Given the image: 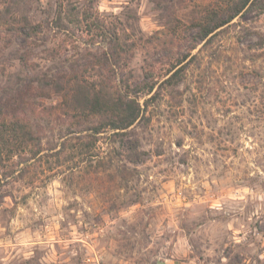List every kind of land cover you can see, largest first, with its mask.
<instances>
[{
  "label": "rangeland",
  "instance_id": "1",
  "mask_svg": "<svg viewBox=\"0 0 264 264\" xmlns=\"http://www.w3.org/2000/svg\"><path fill=\"white\" fill-rule=\"evenodd\" d=\"M53 4L11 7L10 20L37 21ZM184 6L171 8L184 17ZM95 8L133 29L129 81L150 68L160 82L183 58L180 80L159 89L123 142L71 124L60 96L38 91L29 118L41 155L0 169V264H264V12L241 13L191 49L151 0ZM76 28L64 44L0 26V95L29 76L84 67L101 44Z\"/></svg>",
  "mask_w": 264,
  "mask_h": 264
},
{
  "label": "trees",
  "instance_id": "2",
  "mask_svg": "<svg viewBox=\"0 0 264 264\" xmlns=\"http://www.w3.org/2000/svg\"><path fill=\"white\" fill-rule=\"evenodd\" d=\"M32 1L40 0H4L0 8V26L25 41L52 35L68 44L76 41V27L84 25L86 28L81 29L80 34L90 35L101 47L83 59L81 65L84 67H73L62 74L43 72L3 89L5 92L0 95V169L6 162H16L17 157L32 160L41 155L40 136L29 118L38 109L40 89L47 87L48 91L60 96L59 104L67 108L65 113L71 124L82 125L83 130L91 129L93 134L109 130L123 142L138 122L148 119L147 106L159 95V89L176 84L184 68L183 58H177L160 82L150 68L144 69L139 80L129 81L125 69L136 44L133 29L127 30L118 18L108 20L99 14L95 8L97 0H84L77 11L76 4L71 1L53 0L52 12L37 21L25 13L10 20L11 7L18 10L21 4ZM151 1L167 19L162 25L172 29L174 34L184 33L191 49L201 42L208 44L216 32L241 13L264 12V0ZM183 4L188 10L181 17L171 7ZM19 58L24 63V57ZM132 144L126 148L134 149ZM133 153L130 151L131 155ZM10 173L2 170L1 176L5 178Z\"/></svg>",
  "mask_w": 264,
  "mask_h": 264
},
{
  "label": "crops",
  "instance_id": "3",
  "mask_svg": "<svg viewBox=\"0 0 264 264\" xmlns=\"http://www.w3.org/2000/svg\"><path fill=\"white\" fill-rule=\"evenodd\" d=\"M165 264H179V263H173V262H172V263H169V262H167V263H165Z\"/></svg>",
  "mask_w": 264,
  "mask_h": 264
}]
</instances>
